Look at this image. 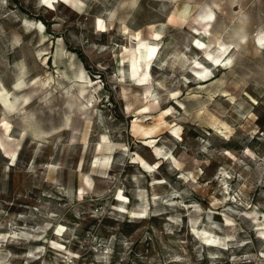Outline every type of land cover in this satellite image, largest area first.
I'll return each instance as SVG.
<instances>
[{"label":"rangeland","instance_id":"rangeland-1","mask_svg":"<svg viewBox=\"0 0 264 264\" xmlns=\"http://www.w3.org/2000/svg\"><path fill=\"white\" fill-rule=\"evenodd\" d=\"M0 82V264H264V0H0Z\"/></svg>","mask_w":264,"mask_h":264},{"label":"bare ground","instance_id":"bare-ground-1","mask_svg":"<svg viewBox=\"0 0 264 264\" xmlns=\"http://www.w3.org/2000/svg\"><path fill=\"white\" fill-rule=\"evenodd\" d=\"M32 25V24H31ZM34 30V29H33ZM39 33H40V35H41V39H43V38H45V33L43 32V31H41V30H39ZM200 43V42H199ZM155 52H156V49L154 48V47H145V48H143V49H141L140 51H139V56H138V58L140 59V60H142V61H144L145 62V64L146 65H148V63H149V59L150 58H152L153 56H154V54H155ZM136 54H135V52L134 53H132L131 54V56L130 57H134ZM137 58V57H136ZM204 78H206V76L204 77ZM204 80H206V79H204ZM1 83V82H0ZM84 92V90H81V93H83ZM10 103V99H9V93L5 90V89H0V106H7V104H9ZM84 108V105L83 104H81V105H79V109L80 110H82ZM5 125V129H7L8 128V126L6 125V124H4ZM119 197V199H122V197L123 196H118ZM59 231V230H58ZM204 234V233H203ZM202 234V235H203ZM206 234V233H205ZM212 234V233H211ZM211 234H210V236H211ZM209 235V234H208ZM204 236V235H203ZM212 237V236H211ZM214 238V237H213ZM208 239V238H207ZM209 240H210V238H209ZM213 241H214V239H212ZM212 242V241H211ZM217 242V241H216ZM213 243V242H212ZM214 243H215V241H214Z\"/></svg>","mask_w":264,"mask_h":264},{"label":"snow or ice","instance_id":"snow-or-ice-1","mask_svg":"<svg viewBox=\"0 0 264 264\" xmlns=\"http://www.w3.org/2000/svg\"><path fill=\"white\" fill-rule=\"evenodd\" d=\"M42 2L44 3H48V0H42ZM49 7H51V4H49ZM210 59V58H209ZM216 63H219V61H216ZM197 67H199V65H197Z\"/></svg>","mask_w":264,"mask_h":264}]
</instances>
